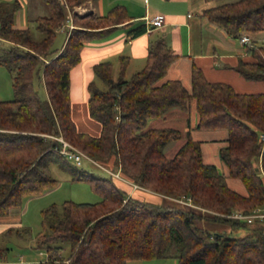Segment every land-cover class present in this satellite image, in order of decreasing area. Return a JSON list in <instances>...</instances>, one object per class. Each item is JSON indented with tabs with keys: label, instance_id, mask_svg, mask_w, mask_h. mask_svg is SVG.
Wrapping results in <instances>:
<instances>
[{
	"label": "trees",
	"instance_id": "obj_1",
	"mask_svg": "<svg viewBox=\"0 0 264 264\" xmlns=\"http://www.w3.org/2000/svg\"><path fill=\"white\" fill-rule=\"evenodd\" d=\"M86 1L66 0L68 7ZM43 2L48 13L34 18L42 33L34 38L29 27L14 26L20 2L0 1V41L8 43L1 48L0 65L11 73L14 94L0 100V215L19 205L23 196L54 187L57 179L50 173V164L56 163L74 179L87 181L100 199H66L41 209L43 230L37 243L45 247L48 262L64 260L58 253L61 246L54 242L66 241L67 264H132L134 259L171 256L178 264H264V218L248 223L228 216L235 210L249 213L264 203V87L257 92L236 91L227 82L208 80L193 61L190 87H186L181 79L165 76L178 54L156 38L148 44L144 65L128 78L127 56L119 57L115 78L111 61L92 65L94 75L105 85L100 87L94 79L86 85L87 111L99 122L100 131L80 130L72 118L70 69L80 61L86 41L120 24H131V16L121 4L105 14L74 12L73 27L65 29L62 45L54 49L67 10L60 0ZM199 14L236 39L264 30V0L221 2L204 7ZM142 31L144 23L139 22L128 34L132 37ZM242 45L249 59L240 58L232 68L246 80L264 83V44L250 39ZM35 75L42 81L44 96L34 87ZM172 107L185 111L193 107L194 128L225 130V142L218 148L225 172L203 161L202 141L189 132L174 155L165 156V146L179 138L181 130L146 124ZM55 135L118 169L131 183L79 168L57 151ZM227 177L239 178L245 191L230 186ZM117 181L128 183L135 192ZM137 192L156 200L138 197ZM200 220L230 229L243 227L245 233L209 231L196 225ZM13 228L17 234L27 232L15 226L9 230ZM7 249L0 246V264Z\"/></svg>",
	"mask_w": 264,
	"mask_h": 264
},
{
	"label": "crops",
	"instance_id": "obj_2",
	"mask_svg": "<svg viewBox=\"0 0 264 264\" xmlns=\"http://www.w3.org/2000/svg\"><path fill=\"white\" fill-rule=\"evenodd\" d=\"M117 4H121L126 8L131 16V24H120L103 36L85 42L80 52V61L69 72V96L71 92L70 77L74 76L80 80L84 89L87 83L93 80L92 65L98 61L109 60L113 66L114 63L119 62V57L124 55L128 57L125 74L127 71L133 73L140 69L145 63L149 42L156 38H162L178 54V57L167 69L165 75L167 78H179L186 87H190V67L193 61L202 69L205 77L210 81L227 82L239 92H257L263 89L264 83L262 81L246 80L232 68L240 58L246 60L249 57L245 54L243 45L242 48L237 47L223 28L199 14L208 5L207 3H199L195 6L193 0H96L95 2L89 0L78 6L84 12L105 14L112 6ZM17 12L14 17V26L23 28L24 25L20 22V16L17 17ZM157 13L164 15L163 24L159 27L147 29L145 17ZM139 22L144 23V31L135 36H129V29ZM65 24L66 27L60 28L59 31H65L67 23ZM87 97L88 91L86 99ZM193 112L194 122H196V114L194 110ZM93 126L94 131L91 134L99 133L100 126L96 123H93ZM194 129L193 133L191 132V137L202 141L203 161L216 165L217 163L210 159L211 157L218 158L219 144L210 143L211 145H205L204 141H211L216 137L223 140L226 136L225 130ZM219 163L225 172L224 163L222 161H219ZM128 190L130 193L135 192L130 187ZM236 190L245 191L241 188ZM146 196L148 199L156 200L153 195L146 194ZM14 222L13 220L0 218V230ZM39 253L43 255L42 251H39ZM45 262L51 263L48 262V256ZM1 263L3 264V261Z\"/></svg>",
	"mask_w": 264,
	"mask_h": 264
},
{
	"label": "rangeland",
	"instance_id": "obj_3",
	"mask_svg": "<svg viewBox=\"0 0 264 264\" xmlns=\"http://www.w3.org/2000/svg\"><path fill=\"white\" fill-rule=\"evenodd\" d=\"M19 1L21 2V5L19 11L17 12V17L20 16V22H22L24 27L30 28L32 36L34 38H40L42 36V33L36 29V22L34 18L37 15L48 13L46 4L43 2V0ZM226 1L232 0H193V4H195V6H197L199 3H207L208 5H212ZM68 8L69 11H67V13H69L70 16H72L74 12L80 14L86 13V11L84 12V10H82L78 5ZM65 35V31L58 30L53 41L52 48H60L64 41ZM248 36H250V39L254 40L256 43L264 44V30H261L255 34H248ZM228 37L235 42V45L237 47L242 48V43L239 39L233 38L229 35ZM7 45L8 43L6 41H0V51L2 47H5ZM118 70L119 62H116L113 65L114 77H116V72H118ZM131 74V71H127L125 77L128 78ZM93 79L100 87H105L104 83L101 82L100 79L94 75V73ZM33 84L39 95L44 96V86L41 79L36 75L33 78ZM70 87V103L72 108V116L76 121L79 129L85 131L87 130V132L92 133L94 131L93 123H96L98 126H100V124L98 121L91 118L88 114L86 102V87L83 89L80 80H78L74 76L70 77ZM13 96L14 94L12 89L11 73L4 66L0 65V100L11 99L13 98ZM193 110V107H191L188 111H185L179 107H172L165 112L164 116L151 117L147 120L146 127L171 126L181 130V136L169 142L165 146L164 154L167 158H170L174 155L176 150L187 138V133L189 132L191 135V132L193 133V131L195 130ZM224 142V140L219 139L218 137L211 141H204V143H206L205 145H211L210 143L219 144L218 148L223 145ZM217 157V159L211 157L210 160L216 162L217 169L220 172H223V168L219 163V161H222V159L220 158L218 153ZM79 168L92 172L96 175L108 176V173L102 170V168L97 167L96 165H93L88 161H83ZM50 173L55 179H57V184L54 187L47 188L40 194L23 196L19 205L12 207L9 210L8 214L0 215V218L15 221V224L8 223L9 225L0 230V246L8 248L3 259V264H67L65 259L69 255L70 248L68 242L66 241L54 242V245L61 246L58 253L64 258V260H56L55 262L51 263L45 262L47 258L45 247H39L37 243L38 232L43 230L40 211L41 209L53 203L56 205H60V203L66 199H71L74 201L95 202L100 199V195L93 189H91L87 181L74 179L68 171L60 168L56 163L50 164ZM227 181L228 184L233 188H241L244 190L239 178L227 177ZM117 182L119 186L127 190L129 189L128 183H123L121 181ZM135 194L138 195V197L148 199V197L142 192H137ZM196 225L200 228H206L209 231L226 230V232L236 236L243 235L245 233V229L243 227H235L230 229L228 227H225L222 223H214L207 220L197 221ZM13 226L19 229L25 228L27 229V232L17 234L14 228L12 230H9V228ZM39 251H42L43 255H41ZM130 262L132 264H178L177 259L172 256L149 259H134Z\"/></svg>",
	"mask_w": 264,
	"mask_h": 264
},
{
	"label": "built area",
	"instance_id": "obj_4",
	"mask_svg": "<svg viewBox=\"0 0 264 264\" xmlns=\"http://www.w3.org/2000/svg\"><path fill=\"white\" fill-rule=\"evenodd\" d=\"M60 1L65 5V7L67 8V11H69L66 0H60ZM163 22H164V15L162 13H157L153 16L145 17V23H146L147 29L159 27L163 24ZM66 23H67V29H70L71 27H73L71 16L69 13H67ZM65 25L66 24H64L61 28L66 27ZM239 40L241 43H247L250 41V37L247 34H243L241 35ZM52 137L55 138L59 143L57 146V151L61 153L66 159L74 162L77 165H81L83 161H88L92 163L93 165H96L97 167L102 168V170L107 172L109 175L115 178H118L122 181L131 183L120 175L118 169L114 170L111 167L100 163L99 161H97L96 159L88 155L86 152H84L82 149L78 148L77 146L67 141L63 136L55 135ZM261 138L264 139L263 134H261ZM135 186L136 184H133V187ZM179 201L186 203V204H190L189 200L183 201L179 199ZM228 216L235 218V219L245 220L248 223L253 221L256 218H264V203L262 205L254 207L249 213H242L240 211L235 210L231 212Z\"/></svg>",
	"mask_w": 264,
	"mask_h": 264
},
{
	"label": "water",
	"instance_id": "obj_5",
	"mask_svg": "<svg viewBox=\"0 0 264 264\" xmlns=\"http://www.w3.org/2000/svg\"><path fill=\"white\" fill-rule=\"evenodd\" d=\"M256 169H258V168H256Z\"/></svg>",
	"mask_w": 264,
	"mask_h": 264
}]
</instances>
